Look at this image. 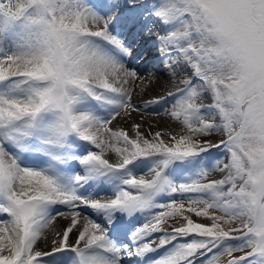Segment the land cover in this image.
I'll return each instance as SVG.
<instances>
[{"label": "snow or ice", "instance_id": "6c2138e0", "mask_svg": "<svg viewBox=\"0 0 264 264\" xmlns=\"http://www.w3.org/2000/svg\"><path fill=\"white\" fill-rule=\"evenodd\" d=\"M146 32L184 78L137 105L126 58ZM169 103L183 134L108 127ZM0 217V264H264V0H0Z\"/></svg>", "mask_w": 264, "mask_h": 264}, {"label": "bare ground", "instance_id": "6f19581e", "mask_svg": "<svg viewBox=\"0 0 264 264\" xmlns=\"http://www.w3.org/2000/svg\"><path fill=\"white\" fill-rule=\"evenodd\" d=\"M159 28V26H157ZM148 33L146 32L143 37H129V43L131 44V50L133 52L126 58V63L129 67L137 70L140 73L141 79L134 81L127 85L126 87H134L136 91L132 94V103L137 105H143L146 99L155 98L157 96L165 95L168 91H175L176 87L181 86L179 84V80L184 78L183 73L180 76H172L170 69L166 66L167 60L161 59V52L158 47L153 45L151 40L147 39ZM153 40L155 37L152 38ZM176 71H180L178 68ZM151 81V83H149ZM147 91V95H144V91ZM210 99L205 95L204 98L198 100L197 103L208 104ZM172 111L171 103L164 105L161 107L160 105L152 106L147 111L143 109L141 111L132 112L128 110L127 113L121 112L120 116H118L115 120L112 121L108 127L112 130H120L123 129L127 132V134L131 138H135V129L133 128L134 124H139L141 126V131L147 135L149 131L151 133H155L157 131H161L165 134V139H167V134H183L185 130L181 116L179 119L171 117L168 113ZM158 112L159 114H154ZM116 125V128L114 129ZM221 138V135L213 134L211 139L213 141H217ZM104 139H108L107 135H105ZM109 145L115 144L114 141L109 140ZM116 147H122L121 144H115ZM217 149H213L209 154L205 155L203 159L205 160L204 166L210 169L208 173V177L210 175V180L220 179L223 177V172H220L218 168L214 167L215 161L216 165L219 162L220 166H223V163L227 162L226 156L223 154L221 158H216L215 153ZM104 158L109 159L110 162H115L119 157L118 154L112 150L111 147L106 148L104 152ZM137 178L141 175V172L137 170L134 173ZM147 178V177H146ZM93 198L107 200L110 199V195H94ZM179 199V198H178ZM94 216L99 222L103 223V218L96 216V214L89 213ZM68 216V212L65 211V217ZM6 217H0V219H4ZM148 216H145L139 220L132 218H125V229L123 232L116 235V239L121 242L122 240H129L127 233L130 230H134L137 227L143 225L148 219ZM145 219V220H144ZM69 222L67 218L57 217L56 221L45 230V235L48 236V243L46 244L43 239L40 242V248L47 250V247L50 246V240L53 238V235L56 231L60 230L62 226L66 225ZM85 222V218L82 215L80 225L81 227ZM169 224L175 225L176 221L170 219L168 221ZM170 230V229H169ZM73 238H70V242H72ZM155 239V238H154ZM163 251V250H161ZM149 257H146L145 260L141 261L136 258H133L131 261L133 264H147V260L151 258V256L159 255V253L148 254ZM123 264H128L127 260H124Z\"/></svg>", "mask_w": 264, "mask_h": 264}, {"label": "rangeland", "instance_id": "374dc122", "mask_svg": "<svg viewBox=\"0 0 264 264\" xmlns=\"http://www.w3.org/2000/svg\"><path fill=\"white\" fill-rule=\"evenodd\" d=\"M133 52V50H131V52H130V54ZM116 128V125H115V127H114V129ZM217 135H220L219 133H216ZM222 138V137H221ZM220 138V139H221ZM219 140H217V141H214V142H218ZM218 152V153H217ZM216 153H215V155H213V157L215 156L216 158H221L222 156H223V150L222 149H220V150H218ZM226 158H227V156H226ZM228 159V158H227ZM212 161L215 163V161L212 159ZM224 175H226V173H223V176ZM211 177H214V176H212V175H210V177H208V179L210 180L211 179ZM143 215H145V214H142V215H136L134 218L135 219H137V220H139V219H141V216H143ZM193 219H196V220H198V222H201V223H205V224H209L210 223V221L207 219V218H204V217H195V216H193ZM237 223H239V221H237ZM153 238H155V237H153Z\"/></svg>", "mask_w": 264, "mask_h": 264}]
</instances>
